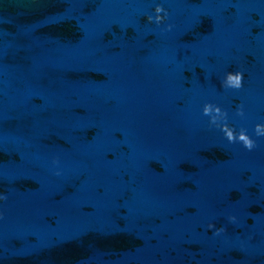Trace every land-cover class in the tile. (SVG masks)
<instances>
[{
    "label": "clouds",
    "instance_id": "clouds-1",
    "mask_svg": "<svg viewBox=\"0 0 264 264\" xmlns=\"http://www.w3.org/2000/svg\"><path fill=\"white\" fill-rule=\"evenodd\" d=\"M163 13V15H161ZM168 13L166 10L157 6L155 8V17H147L149 22H153V19L157 25L161 24L164 19L167 17ZM170 28V26H169ZM243 73L242 72H229L226 74L225 79L222 82V87L239 90L242 87ZM203 115L210 117V124L215 125L223 133L225 138L229 143H241L243 147L249 151L253 150L256 147V142L246 134L245 129H240L237 133L235 130L228 126L227 124V112L222 111L220 107L213 104H205L203 107ZM237 115L243 116L244 112L242 109L238 110ZM255 134L258 137L264 136V125L257 124L255 126ZM0 199H6V197L0 196ZM234 221V217L230 218ZM209 229H212L214 225L209 224ZM223 229H218L216 234L218 235Z\"/></svg>",
    "mask_w": 264,
    "mask_h": 264
}]
</instances>
